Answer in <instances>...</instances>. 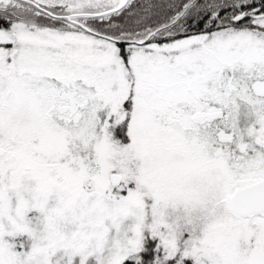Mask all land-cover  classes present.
Returning <instances> with one entry per match:
<instances>
[{
  "label": "snow or ice",
  "instance_id": "obj_1",
  "mask_svg": "<svg viewBox=\"0 0 264 264\" xmlns=\"http://www.w3.org/2000/svg\"><path fill=\"white\" fill-rule=\"evenodd\" d=\"M0 264H264V0H0Z\"/></svg>",
  "mask_w": 264,
  "mask_h": 264
}]
</instances>
